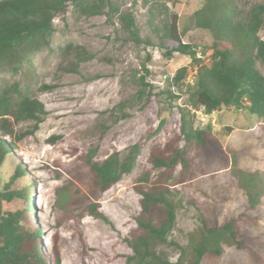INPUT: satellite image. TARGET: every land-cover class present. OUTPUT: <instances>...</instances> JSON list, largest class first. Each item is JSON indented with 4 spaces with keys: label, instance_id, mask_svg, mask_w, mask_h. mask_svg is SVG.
Wrapping results in <instances>:
<instances>
[{
    "label": "rangeland",
    "instance_id": "1",
    "mask_svg": "<svg viewBox=\"0 0 264 264\" xmlns=\"http://www.w3.org/2000/svg\"><path fill=\"white\" fill-rule=\"evenodd\" d=\"M113 1L119 10L133 14L143 42L129 38L119 14L86 15L69 4L65 18L55 19L56 31L48 46L32 52L19 67L0 66V94L11 96L14 107L24 97L38 99L44 107L38 120L27 118L16 124L14 158L6 162L3 174L8 177L17 160L26 167L12 188L32 184L31 200L17 198L8 207H27L29 217L41 228L39 240L51 262L58 254L61 264H128L133 250L125 237L137 227L135 217L141 209L136 185H149L155 179L158 171L152 168L150 150L179 132L181 107L188 99L184 87L178 88L172 78L184 65L195 69L185 54H164L158 31L165 30L176 12L185 40L203 45L212 38L208 30L193 23V12L205 0ZM263 2L230 0V6L238 18H245L252 6ZM259 35L264 38V25ZM79 48L91 56L76 65ZM257 67L264 73V63L257 61ZM142 76L147 85L139 82ZM125 99L129 103L123 116L116 107ZM192 111L195 125L211 124L225 146L251 129L259 131L256 136L264 134V118L245 108L222 107L210 114L202 108ZM138 142L141 150L132 171L99 199L90 201L88 189L67 172L80 154L103 158L116 147L125 156ZM259 165L264 169V158ZM175 171L178 176L180 166ZM234 175L235 171L209 173L190 186L178 184L172 189L176 224L170 242L159 246L171 261L184 253L185 264H190L193 257L189 241L199 225L197 204L205 201L198 187L233 189L239 186ZM226 251L229 255L233 250ZM208 261L204 264L220 263L219 259Z\"/></svg>",
    "mask_w": 264,
    "mask_h": 264
},
{
    "label": "trees",
    "instance_id": "2",
    "mask_svg": "<svg viewBox=\"0 0 264 264\" xmlns=\"http://www.w3.org/2000/svg\"><path fill=\"white\" fill-rule=\"evenodd\" d=\"M69 4L86 15L119 14L129 38L143 42L133 14L119 10L113 0H0V66L19 67L32 52L48 46L56 31L55 19L65 18ZM193 23L209 31L210 42L198 45L185 40L176 12L165 30L158 31L164 54H185L195 69L184 65L172 78L178 88L184 87L188 99L181 107L179 132L163 146L154 145L150 150L152 168L158 171L155 179L149 185H136L141 209L135 217L137 227L125 237L133 250L128 264H185L184 253L173 262L159 249L170 242L176 224L172 189L178 184L190 186L202 175L226 171H235L239 186L197 189L205 201L197 204L199 225L189 241L193 254L190 264H204L209 259H219L218 264H232L230 259L233 264H264V169L259 165L264 158V134L256 136L259 131L251 129L225 146L212 132L211 124L195 125L192 111L202 108L210 114L234 106L264 118V73L257 67V61L264 63V38L259 35L264 25V2L252 6L247 17L238 18L230 0H205L193 12ZM147 42L151 44L150 39ZM90 56L76 49L75 64ZM191 73L193 79L188 80ZM139 82L147 85L143 76ZM128 103L125 99L116 107L123 116ZM43 111L38 99L24 97L14 107L11 96L0 94V264H61L58 254L51 262L44 253L41 228L29 217L27 207H8L17 198L31 200L32 184L12 188L26 167L17 160L14 171L8 177L3 174L6 162L14 158L16 124L27 118L38 120ZM140 150L138 142L125 156L116 147L103 158L83 153L71 161L67 172L88 189L90 201L92 197L99 199L132 171ZM227 248L233 250L229 255H225Z\"/></svg>",
    "mask_w": 264,
    "mask_h": 264
}]
</instances>
